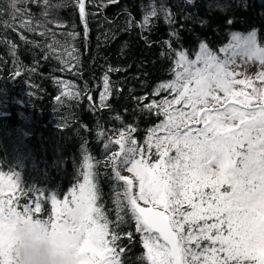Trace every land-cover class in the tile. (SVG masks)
Returning a JSON list of instances; mask_svg holds the SVG:
<instances>
[{
	"label": "trees",
	"instance_id": "obj_1",
	"mask_svg": "<svg viewBox=\"0 0 264 264\" xmlns=\"http://www.w3.org/2000/svg\"><path fill=\"white\" fill-rule=\"evenodd\" d=\"M83 2L86 26L76 0H23L17 7H26L36 25L29 31L18 26L21 17L11 19V0H0V174L18 184L5 195L15 197L18 211L34 207L39 197L41 212L34 216L47 219L51 195L63 201L83 183L85 158L90 157L97 204L111 222L110 233L120 237L117 253L124 250L121 264H149L142 235L126 209L120 211L125 222L116 227L122 182L115 180L108 160L120 151L114 141L131 125L137 146L147 148L149 129L165 117L143 109L153 100L159 104L172 98L169 91H154L174 78L175 51L195 59L203 42L224 56L219 49L231 42V33L253 30L264 46V0ZM150 2L166 7L174 23L159 11L148 29L141 28ZM105 73L111 92L106 96ZM125 174L131 176L121 171Z\"/></svg>",
	"mask_w": 264,
	"mask_h": 264
},
{
	"label": "snow or ice",
	"instance_id": "obj_2",
	"mask_svg": "<svg viewBox=\"0 0 264 264\" xmlns=\"http://www.w3.org/2000/svg\"><path fill=\"white\" fill-rule=\"evenodd\" d=\"M20 3L23 0H11V19L21 17L18 26L35 31L26 7H17ZM76 3L86 26L85 4ZM159 11L174 23L166 7L158 9L150 2L140 27L148 29ZM219 52L223 58L203 42L195 59L184 50L175 51L170 69L174 78L154 91H169L172 98L159 104L153 100L143 109L165 117L149 129L147 148L137 146L131 135L136 129L129 125L114 141L120 151L108 157L115 180L122 182L116 227L125 222L120 211L126 209L142 235L149 264H264V46L255 30L233 32ZM237 56L259 61L261 70L255 77L237 78L241 73L230 67ZM103 79L105 96L110 95L107 73ZM90 159L85 158L83 183L63 201L51 195L52 215L44 220L78 250L80 264H121L118 257L124 250L117 253L120 237L110 233L111 222L97 204L99 190ZM125 170L131 176L121 175ZM17 187L11 177L0 174V264H13L12 223L40 219L34 216L41 212L39 197L34 207L18 211L15 197L5 195ZM126 235L131 239V232Z\"/></svg>",
	"mask_w": 264,
	"mask_h": 264
},
{
	"label": "clouds",
	"instance_id": "obj_3",
	"mask_svg": "<svg viewBox=\"0 0 264 264\" xmlns=\"http://www.w3.org/2000/svg\"><path fill=\"white\" fill-rule=\"evenodd\" d=\"M13 264H80L83 257L70 243L54 234L40 218H21L11 225Z\"/></svg>",
	"mask_w": 264,
	"mask_h": 264
},
{
	"label": "rangeland",
	"instance_id": "obj_4",
	"mask_svg": "<svg viewBox=\"0 0 264 264\" xmlns=\"http://www.w3.org/2000/svg\"><path fill=\"white\" fill-rule=\"evenodd\" d=\"M231 53L229 52V55ZM224 55V54H223ZM221 56V55H220ZM223 58V56H221ZM236 63L233 65H230L231 69L233 71L241 73V76H238L237 78H244V77H255V75L261 70V65L259 64V61L256 60H245L241 56L235 57ZM256 86H260L261 82L256 80L254 81ZM237 88L243 87V86H236ZM248 91H251V89H247ZM222 95V94H221ZM175 108H180V105L174 106ZM128 176L127 174H125Z\"/></svg>",
	"mask_w": 264,
	"mask_h": 264
}]
</instances>
